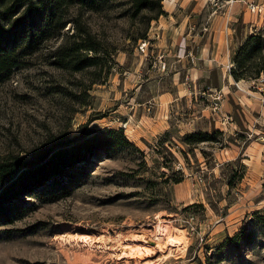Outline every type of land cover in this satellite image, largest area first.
Segmentation results:
<instances>
[{
    "label": "rangeland",
    "instance_id": "374dc122",
    "mask_svg": "<svg viewBox=\"0 0 264 264\" xmlns=\"http://www.w3.org/2000/svg\"><path fill=\"white\" fill-rule=\"evenodd\" d=\"M67 3L99 40L97 64L51 63L69 21L2 73L0 159H30L81 131L122 129L128 143L87 155L65 188L18 199L21 214L0 220V264H264V48L255 67L235 59L264 32V0ZM160 222L162 250L116 256ZM74 233L107 247L60 240Z\"/></svg>",
    "mask_w": 264,
    "mask_h": 264
},
{
    "label": "trees",
    "instance_id": "16d2710c",
    "mask_svg": "<svg viewBox=\"0 0 264 264\" xmlns=\"http://www.w3.org/2000/svg\"><path fill=\"white\" fill-rule=\"evenodd\" d=\"M73 0H0V77L12 67L23 63L20 59L25 51L37 47L42 42L63 31L66 23L73 22V30L66 31L65 38L50 52L51 63L65 69L80 71L96 65L99 56V40L89 26L76 15L69 17L61 9L64 3ZM83 3L85 0H76ZM264 48V32L258 31L248 36L242 47V54L236 59L239 67H255L257 58ZM260 68L256 69L259 72ZM96 82L95 79L91 80ZM128 143L119 129L116 135L107 133L75 134L68 142L35 155L30 159H0V220L11 222L21 214L24 206L18 199L40 188H48L51 182L67 183L77 163L85 161L87 155L108 149L114 145ZM61 185V186H60Z\"/></svg>",
    "mask_w": 264,
    "mask_h": 264
},
{
    "label": "bare ground",
    "instance_id": "6f19581e",
    "mask_svg": "<svg viewBox=\"0 0 264 264\" xmlns=\"http://www.w3.org/2000/svg\"><path fill=\"white\" fill-rule=\"evenodd\" d=\"M161 222L156 225V229L154 231L155 234L152 239L146 238L143 233L142 234L137 233L133 235L131 234L132 236L125 238L124 241L121 240L120 252L117 253L116 256L121 255V256L132 257V255L133 254L135 255L136 253H137L136 254L137 256L139 254L144 256V255H148L150 252H153L155 250H159V249L162 250L163 247L166 246V243H163L162 241V236L165 234V228H164V225L161 224ZM71 239L74 240L75 242H78L79 244H82L88 247H92V246L97 247V248L107 247L105 244V239L97 235H91L87 233H74L71 236H67L66 234L60 235L61 241L68 243L70 242ZM120 239H121V236L120 237L118 236L117 241H120ZM72 240H71V243H72ZM134 240L135 242H133Z\"/></svg>",
    "mask_w": 264,
    "mask_h": 264
},
{
    "label": "built area",
    "instance_id": "2783aa9c",
    "mask_svg": "<svg viewBox=\"0 0 264 264\" xmlns=\"http://www.w3.org/2000/svg\"><path fill=\"white\" fill-rule=\"evenodd\" d=\"M249 7L252 11H259V9L261 10V8H259V6H257V4H254L252 2L249 3Z\"/></svg>",
    "mask_w": 264,
    "mask_h": 264
},
{
    "label": "crops",
    "instance_id": "0c3cea01",
    "mask_svg": "<svg viewBox=\"0 0 264 264\" xmlns=\"http://www.w3.org/2000/svg\"><path fill=\"white\" fill-rule=\"evenodd\" d=\"M186 39H187V38H185V40H184V38H183V42H185V43H186Z\"/></svg>",
    "mask_w": 264,
    "mask_h": 264
}]
</instances>
